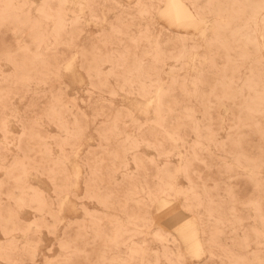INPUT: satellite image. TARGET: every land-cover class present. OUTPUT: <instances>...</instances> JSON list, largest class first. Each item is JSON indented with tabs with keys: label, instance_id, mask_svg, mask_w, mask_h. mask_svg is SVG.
<instances>
[{
	"label": "rangeland",
	"instance_id": "374dc122",
	"mask_svg": "<svg viewBox=\"0 0 264 264\" xmlns=\"http://www.w3.org/2000/svg\"><path fill=\"white\" fill-rule=\"evenodd\" d=\"M166 1L0 0V264H264V0Z\"/></svg>",
	"mask_w": 264,
	"mask_h": 264
},
{
	"label": "bare ground",
	"instance_id": "6f19581e",
	"mask_svg": "<svg viewBox=\"0 0 264 264\" xmlns=\"http://www.w3.org/2000/svg\"><path fill=\"white\" fill-rule=\"evenodd\" d=\"M161 14H163V16L166 18V20H168L175 27L176 26H183L184 27L185 25H193V24H195V26H196V25L200 24V23L196 22V19L194 18L192 12L180 0H167L164 8L162 9V13H160L159 15H161ZM202 25H201V27H202ZM193 27H194V25H193ZM193 27H192V29H193ZM184 28L187 29L188 27L186 28V26H185ZM171 216H172L171 218L174 219L175 221L178 220L177 218L179 217V215L177 213L173 212ZM177 232L181 236V239L185 245L186 251L192 255H198L200 252V250L198 248V241L195 239L194 234L190 231L188 226L183 225L181 227H178Z\"/></svg>",
	"mask_w": 264,
	"mask_h": 264
}]
</instances>
